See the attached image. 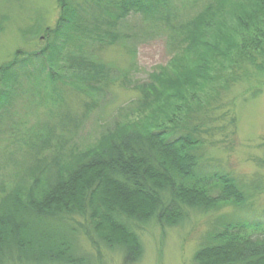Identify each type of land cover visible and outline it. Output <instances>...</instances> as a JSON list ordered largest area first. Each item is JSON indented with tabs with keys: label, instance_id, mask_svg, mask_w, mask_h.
<instances>
[{
	"label": "rangeland",
	"instance_id": "rangeland-1",
	"mask_svg": "<svg viewBox=\"0 0 264 264\" xmlns=\"http://www.w3.org/2000/svg\"><path fill=\"white\" fill-rule=\"evenodd\" d=\"M100 1L66 33L56 35L62 17L60 0H0V233L23 221L32 204L38 206L44 191L34 187L37 178L49 189V196L74 192L79 197L81 185L94 170L84 169L80 178L66 183L67 188L55 190L43 179L48 163L57 158L73 170L82 155L99 148L117 122L130 123L145 114L152 120L160 116L158 107L166 102L164 98L158 100L153 91L145 97L139 87L157 83L154 73L168 72L170 78L174 72L193 73L199 62L206 65L203 75L208 82L201 77L194 79V87L182 85L185 95L195 93L187 94L176 120H180L178 134L190 138L187 142L198 157L197 175L205 184L200 188L184 175L179 184L184 191H200L197 195L205 186L217 196L223 181L231 179L246 200L222 202L208 210L186 205L185 220L162 224L142 213L148 204L140 193L106 184L102 200L126 198L130 204L131 199L140 210L131 212L141 220L130 238L141 249L136 261L124 259L120 239L127 233L121 226L105 231L111 246L102 240L94 244L82 226L75 240L77 253L86 260L61 263L57 257L41 256L37 249L36 257L23 252L27 260L15 264H201L200 253L221 244L215 237L220 232H227L221 242L230 247L242 238H263L264 6L257 5L258 0H167L166 8L130 11L113 26V19L125 8L124 0ZM209 7L213 20L207 40L220 45V50L201 60L204 53L198 52L208 45L191 46L181 34ZM238 17L249 26L240 27ZM236 27L242 35H232L234 45L226 47L228 40L222 36ZM109 31L123 38L117 41ZM69 53H88L94 62L112 70L105 78L107 88L99 93L71 85L64 68ZM165 85L159 86L161 91L169 88ZM112 137L116 142L124 139L122 134ZM75 173L76 169L66 180ZM4 220L12 223L5 225ZM209 252L213 257L224 253Z\"/></svg>",
	"mask_w": 264,
	"mask_h": 264
},
{
	"label": "trees",
	"instance_id": "trees-1",
	"mask_svg": "<svg viewBox=\"0 0 264 264\" xmlns=\"http://www.w3.org/2000/svg\"><path fill=\"white\" fill-rule=\"evenodd\" d=\"M100 2V0H60L62 17L54 33L56 35L66 33V29L72 27L71 25L74 23L77 24L78 20L83 17L84 11L94 5L100 6L98 5L101 4ZM256 4L264 6V0H258ZM158 5H163V8H166L168 1L124 0L125 8L121 11L122 14L113 19L112 25L115 26L119 16H121V20L130 11L136 13L146 12L147 10L155 11ZM212 13L213 10L209 7L206 12L197 16L189 30L184 27L181 34V38L186 36L185 39L191 41V46L195 43L198 46L199 44L208 45L207 50L203 49L198 52V54L204 53L200 56L201 60L205 59L206 55L212 56V54L217 53V50H220L217 48L220 45L216 46L217 43H215L213 46L207 40V31L210 29V23L213 20ZM237 19L240 27L247 28L249 26L242 17ZM109 32L107 34L117 41L123 38L119 37L118 33ZM235 34L242 35L238 27L232 30L230 34L222 36V38L228 40V46L226 47L234 45L232 35ZM101 39L104 40V38ZM20 54L18 53L17 56ZM204 66L206 65L199 62L194 68L196 69L195 72L184 76L174 72L172 78L168 76V72L154 73V80L158 79V82L141 85L139 88L145 93V97L153 91L158 100L164 98L163 100L166 102H162L158 107L160 116L152 120L150 115L145 114L130 119V123L121 124L117 122L114 124V128L108 129L109 132L103 137V141L96 151H89L82 155L80 165L75 168L76 173L73 178L66 180L69 176H73L75 169L72 170L66 164H61L57 158L48 163L46 175L43 179L47 180L48 184L54 185L55 190H58L60 186L64 189L67 188L66 183H73L77 178H80L84 169L94 170V173L86 177V181L81 185V195L79 197H75L74 192L67 196H62V194L49 196V189H45L40 178H37L34 187L39 193L44 191V195L39 198L40 203H38V206L34 203L32 204L33 208L31 206L27 208L23 221L17 222L18 224L15 225L12 224L8 228L5 227L3 233L1 231L0 264H15L17 260L24 261V253H28L34 258L37 249L40 251L41 256L48 259L57 257L61 263L83 261L82 258L86 260V257L77 253L80 252V248L75 240L76 234L79 232L77 228L80 229L82 226H85L86 233L94 244L100 245L102 240L108 246H111V243L107 241L110 236L105 231L109 230L111 226L116 228L121 226L127 233L124 238L120 239L122 242L121 247L125 250L124 259L136 261L139 258L141 249L139 244L131 242L130 238L135 234L136 222L141 220L131 215V212H140V210L133 207L134 202L131 199L130 204L126 198L111 199L108 202L102 200L100 198L102 197L101 190L106 184L128 188L130 193L135 195L140 193V196L147 199L148 204L147 210L144 209L143 211V208L141 209L142 213L148 217L160 219L163 221L162 224H175L185 220L186 205L208 210L226 201L243 203L246 200L245 193L234 181H230L231 179L223 181L222 188L217 196H212L211 192L207 190L209 188L205 186L200 195H197L200 191H184L178 181L184 175L188 180H194L190 183L198 184L200 188V184H205L203 179L197 175L198 162L196 161H198V157L192 152L194 148L187 142L190 138L185 133L178 134L177 131L180 127L178 122L180 120H176V113L180 111L181 103L186 100L187 94L195 93L194 91H188L185 95L182 85L186 82L185 84H191L194 87L196 85L194 79L198 81V78L201 77L205 79L204 83L208 82V77L203 75L205 72ZM64 68L67 70V81H70L71 85L81 90L84 87L90 91L98 90L99 93L107 88L105 78L112 74L110 73L112 70L108 69L103 63L94 62L88 56V53H69ZM164 82L166 85L169 84L167 85L169 88H163L161 91L159 86L163 87ZM190 109L191 107L187 111ZM169 123H175V125L169 126ZM112 134H122L124 139L116 142L114 140L116 137L113 138ZM78 216L80 217L78 218ZM4 221L5 225L8 222L12 223L9 220ZM21 230L23 234L20 233ZM226 235H228L226 231L215 235L221 243H216V245L226 246V248L217 249L218 246H216L203 250L206 253H200L201 264H264V237L261 239L247 238L244 240L242 238L239 241L232 240L231 243L234 245L230 247L228 243L221 242V239ZM239 242L240 245L237 244ZM227 248H230L228 253ZM212 249L217 253L222 251L224 253L213 257L209 252ZM30 250L33 253H30ZM60 253L63 257H59L61 256ZM62 258L63 260H61Z\"/></svg>",
	"mask_w": 264,
	"mask_h": 264
}]
</instances>
